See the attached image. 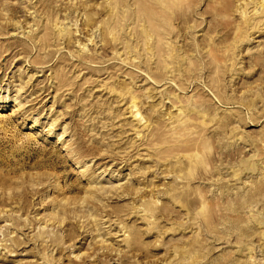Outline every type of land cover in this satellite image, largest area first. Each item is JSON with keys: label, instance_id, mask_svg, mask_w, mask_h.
Instances as JSON below:
<instances>
[{"label": "rangeland", "instance_id": "1", "mask_svg": "<svg viewBox=\"0 0 264 264\" xmlns=\"http://www.w3.org/2000/svg\"><path fill=\"white\" fill-rule=\"evenodd\" d=\"M0 264H264V0H0Z\"/></svg>", "mask_w": 264, "mask_h": 264}]
</instances>
